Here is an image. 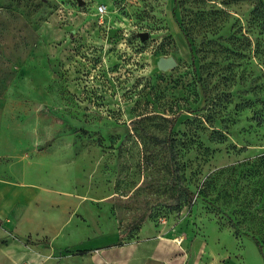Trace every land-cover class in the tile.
I'll return each instance as SVG.
<instances>
[{
    "label": "rangeland",
    "instance_id": "rangeland-1",
    "mask_svg": "<svg viewBox=\"0 0 264 264\" xmlns=\"http://www.w3.org/2000/svg\"><path fill=\"white\" fill-rule=\"evenodd\" d=\"M164 235L264 264V2L0 0V264Z\"/></svg>",
    "mask_w": 264,
    "mask_h": 264
},
{
    "label": "crops",
    "instance_id": "crops-1",
    "mask_svg": "<svg viewBox=\"0 0 264 264\" xmlns=\"http://www.w3.org/2000/svg\"><path fill=\"white\" fill-rule=\"evenodd\" d=\"M178 243L164 235L112 246L96 254L99 264H188V255Z\"/></svg>",
    "mask_w": 264,
    "mask_h": 264
},
{
    "label": "water",
    "instance_id": "water-1",
    "mask_svg": "<svg viewBox=\"0 0 264 264\" xmlns=\"http://www.w3.org/2000/svg\"><path fill=\"white\" fill-rule=\"evenodd\" d=\"M140 37H141V39H145L146 34H141ZM156 66H157L158 70L166 71V70L171 69L172 67L175 66V60L172 57L159 58L156 62Z\"/></svg>",
    "mask_w": 264,
    "mask_h": 264
},
{
    "label": "trees",
    "instance_id": "trees-1",
    "mask_svg": "<svg viewBox=\"0 0 264 264\" xmlns=\"http://www.w3.org/2000/svg\"><path fill=\"white\" fill-rule=\"evenodd\" d=\"M256 1H260V2H264V0H256ZM186 40H187V36L184 35ZM188 45H189V42L187 41ZM190 55H191V59H193V55H192V52H191V47H190ZM253 239V242L256 244V246L259 248V250H261V247L258 243V241L255 239V238H252ZM83 253V252H82Z\"/></svg>",
    "mask_w": 264,
    "mask_h": 264
},
{
    "label": "built area",
    "instance_id": "built-area-1",
    "mask_svg": "<svg viewBox=\"0 0 264 264\" xmlns=\"http://www.w3.org/2000/svg\"><path fill=\"white\" fill-rule=\"evenodd\" d=\"M103 11H104V10H103L102 7H99V8H98V12H99V13H103Z\"/></svg>",
    "mask_w": 264,
    "mask_h": 264
}]
</instances>
